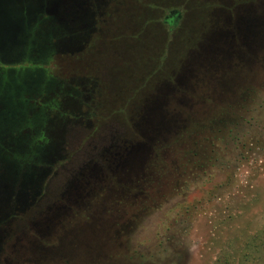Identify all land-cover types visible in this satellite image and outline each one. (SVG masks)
<instances>
[{
    "label": "rangeland",
    "instance_id": "rangeland-1",
    "mask_svg": "<svg viewBox=\"0 0 264 264\" xmlns=\"http://www.w3.org/2000/svg\"><path fill=\"white\" fill-rule=\"evenodd\" d=\"M37 1L77 34L45 67L82 97L22 106L62 149L0 200V264H264V0ZM4 73L20 106L39 81Z\"/></svg>",
    "mask_w": 264,
    "mask_h": 264
},
{
    "label": "trees",
    "instance_id": "trees-1",
    "mask_svg": "<svg viewBox=\"0 0 264 264\" xmlns=\"http://www.w3.org/2000/svg\"><path fill=\"white\" fill-rule=\"evenodd\" d=\"M0 0V35H6L14 41L27 40L39 37L40 46L24 44L17 48L11 44L0 46V70L13 73L11 78H19V74L27 69L30 77L39 82L27 83L19 87L21 92L28 89L31 97L23 104L12 105L8 101V92L13 94L12 86L5 77L0 79V200L17 201L23 196L33 195L34 189L39 187V177L50 170L52 161L60 154L62 141H55L56 124L48 117V122L40 125L31 123L30 113L22 106H28L31 113L39 115V111L59 110L57 98L76 97L68 90L65 84L59 83L51 70L45 67L59 55V47H68L75 40V34L68 28L55 22L52 16L47 15L37 0ZM41 7V8H40ZM181 19L179 10H170L163 18V22L171 29L176 27ZM77 35V34H76ZM0 71V72H2ZM50 84L51 88H64V96H51L49 101L37 103L43 99V87ZM75 103V102H74ZM15 105V106H14ZM62 115V114H61ZM77 118H74L76 120ZM64 122H71L66 119ZM53 124V125H52ZM58 128V126H57ZM110 137V136H108ZM40 139V141H39ZM61 140V138H60ZM9 187L11 198L4 195L3 186ZM13 214V213H12ZM10 215V217L12 216Z\"/></svg>",
    "mask_w": 264,
    "mask_h": 264
}]
</instances>
